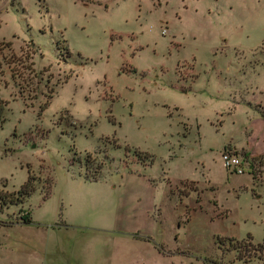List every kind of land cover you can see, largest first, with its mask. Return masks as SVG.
Returning a JSON list of instances; mask_svg holds the SVG:
<instances>
[{"label": "rangeland", "instance_id": "1", "mask_svg": "<svg viewBox=\"0 0 264 264\" xmlns=\"http://www.w3.org/2000/svg\"><path fill=\"white\" fill-rule=\"evenodd\" d=\"M262 44L264 0H0V264H115L113 235L92 227L110 225L94 203L125 196L122 160L179 176L203 156L221 176L218 113L228 108L203 99L238 85L226 69ZM253 171L263 177L264 159ZM30 174L35 191L13 202ZM98 176L104 187L89 182ZM228 204L257 212L248 195ZM209 231L227 239L171 255L128 238L126 264H264V252L247 261L233 249L248 232L262 242L264 225L223 220Z\"/></svg>", "mask_w": 264, "mask_h": 264}, {"label": "crops", "instance_id": "2", "mask_svg": "<svg viewBox=\"0 0 264 264\" xmlns=\"http://www.w3.org/2000/svg\"><path fill=\"white\" fill-rule=\"evenodd\" d=\"M261 48L260 54L250 60L238 59L226 69V73L234 74L237 87L229 91L217 90L210 98H204L201 106L208 103L205 108H228L225 113H218L222 118L218 128L222 144L217 150L218 158L220 160L222 152L228 149L242 157L246 171L242 174L231 172L220 160L225 172L220 176L203 156L185 159L179 176L174 175L169 166L167 169L161 166L160 171L154 172L152 162L122 160L125 171L120 184L125 193L123 189L120 192L125 196L120 198L117 206L94 203L105 211L110 225L92 227L94 233L113 235L117 253L115 264H126L128 238L171 255L188 249L206 236H221L209 231L216 222L227 220L264 225V208L259 204L264 200V174L258 177L253 171V164L264 159V44ZM227 82L224 78L223 83ZM197 129L200 130L199 125ZM177 155L170 156L171 160L174 158L173 163L179 161ZM177 166H181L180 163ZM89 182L104 187L100 176ZM112 190L111 185L105 189L109 194ZM241 195L251 197L257 212L233 213L228 202ZM248 234L254 240L253 234L248 232L246 236ZM140 262L138 258L133 264Z\"/></svg>", "mask_w": 264, "mask_h": 264}, {"label": "trees", "instance_id": "3", "mask_svg": "<svg viewBox=\"0 0 264 264\" xmlns=\"http://www.w3.org/2000/svg\"><path fill=\"white\" fill-rule=\"evenodd\" d=\"M7 103H8V101H6L0 97V125L5 120L4 110H5ZM46 104L44 106H46ZM263 115H264V112H263ZM35 189H36V187H35V176L30 174L27 181L21 186V188L19 190H17L14 193L16 198L14 197V199L12 201L13 202L24 201V199L29 197L35 191ZM49 193H50V187H49V191L46 194V196H48ZM0 197L5 198V192H3L2 190H0ZM22 220L25 223H31V221H32L29 213L24 214L22 216ZM247 238H249V239H247L246 242H243L242 240L235 241L236 244L233 246V249L237 252V255H238L237 258L238 259H245L247 261L248 260L250 261V259H252L253 257H256V254L258 252L260 253V255L264 252V239L262 242L255 243L250 234H248ZM225 239H227V238H225L223 236H217L216 237V243L218 245L219 244L221 245V244H223ZM258 257L261 258L260 256H258ZM206 262H208V264H217V262L210 261V260H206ZM263 262H264V259H263Z\"/></svg>", "mask_w": 264, "mask_h": 264}, {"label": "built area", "instance_id": "4", "mask_svg": "<svg viewBox=\"0 0 264 264\" xmlns=\"http://www.w3.org/2000/svg\"><path fill=\"white\" fill-rule=\"evenodd\" d=\"M165 30L162 31L164 33ZM222 164L231 172L242 174L246 171L243 159L236 153L225 149L221 154Z\"/></svg>", "mask_w": 264, "mask_h": 264}]
</instances>
